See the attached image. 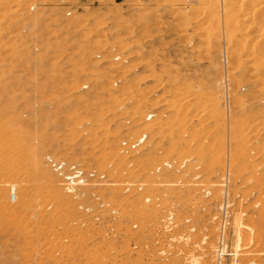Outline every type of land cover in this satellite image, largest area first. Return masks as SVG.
I'll list each match as a JSON object with an SVG mask.
<instances>
[{"label": "rangeland", "instance_id": "rangeland-1", "mask_svg": "<svg viewBox=\"0 0 264 264\" xmlns=\"http://www.w3.org/2000/svg\"><path fill=\"white\" fill-rule=\"evenodd\" d=\"M211 2L0 0V264H264V0L233 43Z\"/></svg>", "mask_w": 264, "mask_h": 264}, {"label": "bare ground", "instance_id": "bare-ground-1", "mask_svg": "<svg viewBox=\"0 0 264 264\" xmlns=\"http://www.w3.org/2000/svg\"><path fill=\"white\" fill-rule=\"evenodd\" d=\"M201 1V0H200ZM249 1H251V0H217V1H215V3L213 2V0H212V4H210V6L212 7V10H210V7L208 8L209 10H207L206 12H204V13H202L203 15L201 16L202 18H207L208 19V23H212V24H214V26H215V28L214 27H212V28H214V29H219L218 31V33H217V37H215L216 38V41L217 42H220V43H222V38H223V35H225V39H226V37H227V40L229 39V42L230 43H233V42H236V40L238 39L237 38V32H238V30L236 29L238 26H239V21H241V20H238V18H237V16L239 15V16H242L243 14L242 13H245V17H243V18H241L243 21H245V20H247L248 18H250V20H251V17H253V19H255V17H256V15H257V11L259 10L258 8V10H253L252 12H250V15H249V13H248V11L245 9V7H244V3H247V2H249ZM255 1H257V0H255ZM187 2V1H186ZM205 2V1H204ZM209 2H210V0H209ZM241 3L242 5H240L239 4V6H238V4L237 3ZM179 3V2H178ZM177 3V4H178ZM206 3H207V1H206ZM207 5H208V3H207ZM206 5V7H208ZM258 5H260V4H258ZM207 9V8H206ZM221 9H223L222 11H221ZM193 10H195V9H193ZM199 10V9H198ZM197 10V11H198ZM201 12V11H200ZM195 13V12H194ZM237 13H238V15H237ZM237 15V16H236ZM257 16H264V12L263 11H261ZM196 18V17H195ZM201 18V19H202ZM204 18V19H205ZM256 19H259V18H256ZM82 21V20H81ZM192 21V20H191ZM247 21H249V20H247ZM255 21V20H254ZM252 22H253V20H252ZM261 22V21H260ZM241 23V22H240ZM251 23V22H250ZM255 24V23H254ZM262 27H261V29L259 28V27H257V26H255V25H253V23L252 24H250V28L249 29H251V30H254V32L256 33V32H258V33H262V35L260 34V36L258 35H256L257 36V38L259 39V40H257L258 42H254V44H248V46L244 49L245 51H249V55H250V57H251V59H253V58H255V57H257L258 55H260V54H263V52H264V46H259V43H260V39L262 38V36H264V27H263V25H261ZM247 28V29H248ZM212 30V29H211ZM246 30V29H245ZM241 31H242V29H241ZM250 31V30H249ZM211 32H213V31H211ZM254 32H252L251 31V33H254ZM239 33V32H238ZM254 33V34H255ZM240 39L242 38V37H239ZM246 38V40H247V37H245ZM251 38V37H250ZM252 39H253V37H252ZM251 39V40H252ZM254 39H255V37H254ZM242 40V39H241ZM245 40V42H247ZM239 41V40H238ZM254 41V40H253ZM255 41H256V39H255ZM224 42V41H223ZM226 43V45L228 44L227 42H225ZM236 44V43H235ZM234 44V45H235ZM246 44V43H245ZM224 45V44H223ZM234 45H233V47H234ZM239 45V44H238ZM237 45H235V47H236ZM242 46H243V43H242ZM245 46V45H244ZM240 49V48H239ZM243 49L241 48V51H242ZM235 53V52H234ZM238 54V53H237ZM236 55V54H235ZM245 55H246V53H245ZM234 56V55H233ZM249 57V56H248ZM248 57H247V59H248ZM250 57H249V59H250ZM244 58V57H243ZM236 59H238V58H236ZM246 59V60H247ZM233 60V59H232ZM239 60H240V58H239ZM257 60V59H256ZM253 61H255V59L254 60H251V62H248V63H246L244 66L246 67L247 65H248V68L251 66V69L253 70V75H252V77H250V79H251V81H252V79H253V81H252V87L254 88V89H256V95L255 96H253V100L256 102V103H259V104H255V105H253L251 108H253V110H255V111H260L259 109V107L258 106H256V105H261L262 103L264 104V66H263V64L262 63H257L256 61L255 62H253ZM264 61V60H263ZM261 62V61H260ZM238 65V64H237ZM243 64H241V65H238L237 67H239L240 68V66H242ZM234 68V67H233ZM247 69V68H246ZM257 77V78H256ZM256 78V79H255ZM248 79V78H247ZM227 81H228V83H229V86H230V84H231V87L233 88V103L235 104V106H236V108L237 109H239V108H244V106H243V103L242 102H240V101H238V97H237V91H239V90H237V88H236V86H237V84H238V81H237V78L234 76V75H230V74H228V76H227ZM240 84V83H239ZM188 93H190V92H188ZM188 95V94H187ZM242 95V94H241ZM191 98V97H190ZM193 98V97H192ZM220 98V97H219ZM231 99V98H230ZM231 103V102H230ZM161 104H163V103H161ZM160 104V105H161ZM168 104V103H167ZM178 104V103H177ZM164 105V104H163ZM186 105H187V103H186ZM180 106V105H179ZM188 106V105H187ZM168 107H169V105H168ZM176 107V106H175ZM181 107V106H180ZM179 107V108H180ZM203 107H204V105H203ZM258 107V108H257ZM168 109H170V108H168ZM204 109V108H203ZM202 109V110H203ZM209 109V108H208ZM263 109H264V105H263ZM178 110V109H177ZM181 110V109H180ZM179 110V111H180ZM189 110V109H188ZM211 110V109H210ZM174 110H171V112H173ZM236 111V110H235ZM177 112V111H176ZM180 112H182V111H180ZM180 112H178V113H180ZM202 112V111H201ZM208 112V111H207ZM186 113H188V112H186ZM190 113V112H189ZM203 113H204V111H203ZM176 114V113H175ZM191 115H192V113H190ZM194 114H196V113H194ZM181 115V114H180ZM189 115V114H188ZM187 115V116H188ZM198 115H199V113H198ZM205 115H206V113H204L202 116V118H204L205 117ZM195 115H193V118H195L194 117ZM200 117H201V114L199 115ZM199 116L198 117H196V118H198L199 119ZM186 117V116H185ZM213 117V116H212ZM187 118V117H186ZM188 118H189V116H188ZM209 118V117H208ZM180 119V118H179ZM178 119V120H179ZM190 119V118H189ZM188 119V120H189ZM188 120H186V121H188ZM190 120H192V119H190ZM205 119H203V121H204ZM208 120V119H207ZM258 120V119H257ZM211 121V120H210ZM183 122H185L184 120H183ZM182 122V123H183ZM192 122V121H191ZM190 122V123H191ZM208 122V121H207ZM211 122H213V121H211ZM210 122V123H211ZM186 123V125L188 126V124H187V122H185ZM185 123H184V125H185ZM193 123H194V121H193ZM251 123V122H250ZM192 124V123H191ZM190 124V125H191ZM235 127H234V129H232V131H231V138H230V141L232 140V142H233V146H235L234 148H235V150H234V153L236 154V156H239V154H241L240 153V149L239 148H241L242 150H243V148L244 149H246V145L249 143V142H252V137H253V133L254 132H258V131H260V129H261V126H262V128L264 129V120H262V122L260 121V122H255V124H254V122H253V124L251 125V124H249L250 126L248 127V125H247V127L245 126V125H243V122H235ZM170 125V124H169ZM202 125H205V124H202ZM147 126H149V125H147ZM186 126V127H187ZM156 127V126H155ZM168 127V126H167ZM185 127V128H186ZM201 127V126H200ZM152 128H153V125H152ZM206 128V127H205ZM158 129V128H157ZM174 129V128H173ZM178 129H179V127H178ZM182 129V128H181ZM181 129H180V131H181ZM194 129V128H193ZM196 129V128H195ZM207 129V128H206ZM209 129V128H208ZM263 129H261V130H263ZM151 130V129H150ZM186 130V129H185ZM198 130V129H197ZM221 130V129H220ZM220 130H218V131H220ZM148 131V130H147ZM146 131V132H147ZM175 131H176V129H175ZM193 131V130H192ZM225 131V130H224ZM223 131V132H224ZM151 132V131H150ZM182 132V131H181ZM202 132V131H201ZM264 132V131H263ZM203 133V132H202ZM202 133H200L201 135H202ZM210 133V132H209ZM183 134V133H182ZM195 134H196V132H195ZM198 134V133H197ZM212 134V133H211ZM214 134V133H213ZM255 134H257V133H255ZM260 134V133H259ZM204 135V134H203ZM261 135H262V133H261ZM260 135V136H261ZM209 136V135H208ZM207 136V137H208ZM263 136V135H262ZM168 137V136H167ZM199 136H197V138H198ZM203 137V136H202ZM206 137V138H207ZM183 138V137H182ZM260 138V137H259ZM220 138H218V140H219ZM255 139H257V138H255ZM152 140V139H151ZM207 139H205V141H206ZM210 141V140H209ZM254 141V140H253ZM263 141V140H262ZM207 142V141H206ZM257 142V141H256ZM259 143V142H258ZM216 145V144H215ZM250 145V144H249ZM249 145H248V147H249ZM125 147V146H124ZM129 147V146H128ZM202 147V146H201ZM247 147V148H248ZM224 151V150H223ZM223 153H225V152H223ZM258 157H259V155H258ZM186 158V157H185ZM239 158H241V157H239ZM222 160H223V158H221ZM236 159V158H235ZM234 159V160H235ZM239 161V160H238ZM169 163V162H168ZM228 163V165H229V167H233L234 166V164L233 163H231L230 161L229 162H227ZM237 165V164H236ZM224 166H226V163H224ZM228 167V166H227ZM235 167V166H234ZM258 167V166H257ZM18 172V171H17ZM238 173V172H237ZM242 173V172H241ZM134 174V173H133ZM234 174V173H233ZM131 175V174H130ZM131 181V180H130ZM129 181V182H130ZM129 182H127V183H129ZM261 184H263V182L261 183ZM15 197V196H14ZM15 200H16V198H15Z\"/></svg>", "mask_w": 264, "mask_h": 264}]
</instances>
